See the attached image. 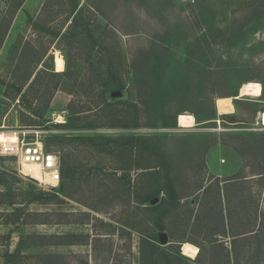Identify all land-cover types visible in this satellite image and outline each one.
<instances>
[{
  "label": "rangeland",
  "instance_id": "1",
  "mask_svg": "<svg viewBox=\"0 0 264 264\" xmlns=\"http://www.w3.org/2000/svg\"><path fill=\"white\" fill-rule=\"evenodd\" d=\"M79 1L80 22L70 30V0H49L47 6V0H0V130L41 131V140L52 144L46 147L57 152L73 150L70 137L136 136L141 145L132 165L125 149L101 155L76 147L77 162L105 174L108 185L84 179L71 191L75 201L60 194L57 200L31 201L35 193H56L60 186L43 188L19 172L14 158L0 155V264L18 251L60 254L62 264H209L210 253L219 257L222 248L212 250L210 241L232 249L229 236L216 234L223 220L229 234L227 198L242 205L233 218L238 231L264 222V182L258 178L264 173V0ZM57 52L65 60L61 73ZM135 74L157 82L159 125H145L141 117V126L125 128L139 121L129 116L138 98ZM103 80L110 85L108 102L120 103L119 114L99 116L103 127L87 128L84 119L74 125L70 103L93 109L82 118L97 119L96 88ZM247 84L256 87L254 97H241ZM115 92L121 95L113 97ZM220 99H231V112L220 113ZM186 116L194 127L185 126ZM125 168L147 194L168 173L179 201L162 192L153 209L151 202L117 199L116 178ZM238 175L253 183L232 186L226 194L223 181ZM218 180L221 195L217 187L206 189ZM160 233L168 235L167 245ZM86 235L90 244H78ZM28 236H49L35 240L47 246L31 247ZM53 236L63 243L74 236L76 244L49 245ZM184 243L196 246L199 257L184 255ZM246 249L238 250L247 256L244 264H264V246L259 251L250 240Z\"/></svg>",
  "mask_w": 264,
  "mask_h": 264
},
{
  "label": "trees",
  "instance_id": "2",
  "mask_svg": "<svg viewBox=\"0 0 264 264\" xmlns=\"http://www.w3.org/2000/svg\"><path fill=\"white\" fill-rule=\"evenodd\" d=\"M68 0H61L62 3H66ZM71 1V11L69 13V16L66 20V22H70V30L73 29L77 24L80 22V16L82 14V8H80V1L79 0H70ZM49 0H47V3ZM93 8L102 16L101 12L97 10L96 6ZM156 65V63H155ZM136 66L133 64V67ZM66 76V75H65ZM134 86L137 92V103H130L133 104L134 110H129V116L134 120H138L141 117H146V122L144 123L145 125L149 123H155L157 125L160 124L159 120L161 119H156L155 115H157V112L159 110H155L156 106V100L158 98V94L155 95V92L157 90V82L156 80H153L152 75H148L145 77L139 76L137 74L134 75ZM210 79V78H208ZM212 80V79H210ZM104 81V80H103ZM87 82V81H86ZM110 87L109 82L104 81L103 83L100 82L99 85L97 86V90L99 92V103L97 104V112L96 114L92 115L93 117H97L96 120H91V116H85L84 118L81 117L82 114L84 113H89L92 112L94 113L93 109H88L85 106H77L76 103H70L68 107V112L70 115L69 120L74 124L78 125L80 123L79 121L84 120H89L90 122L87 121V125L85 127L87 128H97V127H103V125L100 122L99 116L105 115V114H110L112 116H117L119 112L117 111V106L120 103H114V102H108L106 98V94L108 92V88ZM146 90H144V88ZM119 89H124L123 85L118 86ZM148 89L151 91L150 95H147ZM125 104V102H121ZM129 103V102H127ZM144 106V107H143ZM212 109V105L210 107ZM212 113H214L213 110H211ZM129 120V119H128ZM131 121V120H129ZM140 121L142 119H139V121L133 122V123H127L125 125V128H134V127H139ZM72 124V128L75 127ZM142 138L136 137V136H121V137H107V136H98V137H70L66 138L67 144H73V150L67 149L64 147V149L58 150L60 153V161H61V176H62V181L60 184V188L58 192L56 193H45V192H39L35 193L34 197L31 201H46V200H54V199H60V195L64 196L65 198L71 199L75 201V197L71 193L72 189H74L75 184L78 183H83L84 179L91 181L93 177H95V180H97L99 183L102 185H108L107 180L104 178L106 177L105 174L102 175H96L95 172H93L92 169H88L87 164H85L82 161H78L76 159V147H86L87 149H97L99 152H101V155L108 154L110 151H118L125 149L128 154H129V161L130 164L134 163V158L137 156L140 147ZM98 141V142H96ZM264 141V140H263ZM154 144V142H153ZM45 145L48 148L52 147L51 143H45ZM82 145V146H81ZM81 150H79L80 152ZM87 169V170H86ZM120 169V168H118ZM139 169V168H135ZM125 174L121 177H117L116 180L118 181L117 186L118 188V195L117 199H123L126 202H128L129 205L132 203H136L137 205H146L147 203H150L153 201L156 195L165 192L168 199L171 202H178L179 197L174 185V181L170 179V175L168 173L165 174V176L162 178L161 184H159L158 188H155L152 190L150 193H145L143 188H139L137 184H133L132 177L130 174L131 169H124ZM257 175V174H256ZM261 175V176H259ZM258 178H260L264 182V173L258 174ZM248 176H235L234 178H230L227 180H224L223 183L225 184L224 186V192L226 194H229L230 192L234 191L233 187L235 188H241L244 186H247L248 184H251L253 182H250V179H246ZM94 181V179H93ZM220 181L218 180L217 183H215L217 186H212L210 184L206 189H209L211 187H217L218 193L221 195L222 190H221V185ZM233 186V187H232ZM232 188V189H231ZM200 189H203L201 187ZM239 192V190H237ZM60 194V195H59ZM221 197V196H220ZM227 203L230 204V208L228 209L229 214L232 215L230 216L229 220V234L227 233L225 221L223 220L222 224L224 226L223 230L221 229L220 232H217V235H221L224 238H227L228 236L232 240V249L230 250L229 247H227L223 241L219 242L218 240H213L210 241L212 244V250H216L218 248L216 245H221L219 246L221 248L219 257L218 255L212 251L210 253V263L209 264H215V263H221V264H244L247 263V256L246 254L239 253V249H243L245 252L247 251L246 247H248V243L250 240H255L257 243V246H259V251H261L262 247L264 246V222L258 224V220L252 222V228L250 230L240 232L238 231V224L235 221L233 222V218L236 219L235 217H238L242 213V205H240V202H238V205L232 204L227 198ZM94 211L97 208L93 206H88ZM158 205L151 206L153 209H157ZM258 210V207L256 208ZM234 210V212H233ZM33 216H38V214H32ZM263 214H261L262 216ZM256 219V210L254 212V217ZM258 219V217H257ZM242 224V223H241ZM254 224V225H253ZM239 227V226H238ZM161 230H164V226H160ZM38 238V239H34ZM33 237H27L32 241L31 247H38L36 245H45V244H39L36 243L35 240H46V238H49V236H33ZM71 238H76V237H71ZM53 239H55L53 244L49 245H75L76 242L74 239L70 240L71 242H64L62 241L61 236H53ZM91 236H84L83 240L78 242V244L82 245H89L91 242ZM96 239V238H93ZM20 242V246H21ZM47 246V245H45ZM201 254V252H200ZM199 254V255H200ZM246 256V257H245ZM63 256L60 254L56 253H43V252H35V253H29V254H24L23 252H15V253H7L5 255V261L6 264H62L63 261Z\"/></svg>",
  "mask_w": 264,
  "mask_h": 264
},
{
  "label": "built area",
  "instance_id": "3",
  "mask_svg": "<svg viewBox=\"0 0 264 264\" xmlns=\"http://www.w3.org/2000/svg\"><path fill=\"white\" fill-rule=\"evenodd\" d=\"M41 133L1 128L0 155L14 158L23 176L35 180L45 189H56L62 181L60 154L46 147L40 138Z\"/></svg>",
  "mask_w": 264,
  "mask_h": 264
},
{
  "label": "bare ground",
  "instance_id": "4",
  "mask_svg": "<svg viewBox=\"0 0 264 264\" xmlns=\"http://www.w3.org/2000/svg\"><path fill=\"white\" fill-rule=\"evenodd\" d=\"M55 68L58 73L65 71V60L59 52L55 54ZM255 94H256V87L254 85L247 84L242 89L241 97L243 96L254 97ZM232 108L233 106L231 105V99H220L219 100L218 109L220 113L231 112ZM184 119H185L184 124L186 127L191 128L195 126V121L190 116H186ZM36 177L39 178V175H36ZM182 251L184 255L196 258L200 250L196 246L190 243H184L182 246Z\"/></svg>",
  "mask_w": 264,
  "mask_h": 264
},
{
  "label": "water",
  "instance_id": "5",
  "mask_svg": "<svg viewBox=\"0 0 264 264\" xmlns=\"http://www.w3.org/2000/svg\"><path fill=\"white\" fill-rule=\"evenodd\" d=\"M121 95L120 92H115L113 93V97H119ZM262 121L264 125V113L262 114ZM158 202L157 199H154L151 203L152 205H155ZM159 240L162 245H167L168 244V235L166 233H160L159 234Z\"/></svg>",
  "mask_w": 264,
  "mask_h": 264
},
{
  "label": "crops",
  "instance_id": "6",
  "mask_svg": "<svg viewBox=\"0 0 264 264\" xmlns=\"http://www.w3.org/2000/svg\"><path fill=\"white\" fill-rule=\"evenodd\" d=\"M199 254H200V252L198 253L197 258L199 257Z\"/></svg>",
  "mask_w": 264,
  "mask_h": 264
}]
</instances>
